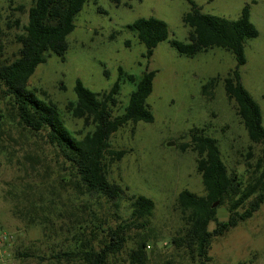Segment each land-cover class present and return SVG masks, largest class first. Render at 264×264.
I'll return each instance as SVG.
<instances>
[{"label":"rangeland","instance_id":"obj_1","mask_svg":"<svg viewBox=\"0 0 264 264\" xmlns=\"http://www.w3.org/2000/svg\"><path fill=\"white\" fill-rule=\"evenodd\" d=\"M193 1L201 12L227 19L238 18L242 7L249 6L250 20L258 35L245 41L246 61L239 66V72L242 85L261 109L264 126V0ZM32 2L0 0V28L7 59H13L20 46L16 37L23 33ZM189 10L187 0H87L75 15L74 29L66 37L64 59L50 53L45 62L36 66L28 88L56 105L60 119L76 138L93 129L66 110L67 103L76 98V79L93 92H103L117 80L119 67L137 77L145 70H156L152 92L147 98L153 120L128 123L110 135V147L126 153L107 168L110 182L126 188L128 195L151 198L155 207L146 227L140 228L139 222L129 217L126 198L110 201L98 194L79 193L70 165L46 143L42 134L27 139L13 126L4 125L11 135L6 134L4 142L15 156L0 165V225L15 235L12 252L29 248L32 253L18 260L19 264H79L50 259L51 254L65 249L72 241L75 221L81 222L88 234L95 231L98 239L103 237L101 227L128 225L125 246L111 257L114 264H128L129 249L142 237L149 244L145 248L147 264H193L170 241L183 227L176 209L178 193L187 189L197 195L204 194L201 177L195 169L196 155L189 146L190 131L206 129L217 140L228 170L241 174L259 157L260 146L249 141L236 115L234 101L224 92L223 78L236 66L233 54L215 47L187 57L171 45V40L187 41L189 27L182 22V15ZM148 17L161 19L168 27V38L153 49L149 59L143 56L144 44L134 31L126 28L135 19ZM213 77L220 80L209 89V95H213L210 98L202 87ZM134 88L129 81L121 83L117 103L112 107L113 115L123 112ZM0 107H3L1 100ZM168 142L173 145L168 146ZM26 150L36 158L25 160L22 154ZM18 158L25 163L27 172ZM30 165L37 169L32 176H28ZM40 179L48 183L42 190L52 191L57 207L64 212V216L58 219L57 215L46 228L24 224L12 214L11 204L2 197L3 191L13 189L27 193L32 182ZM217 216L219 220L227 218L225 206L218 208ZM213 227L214 223H210L209 229ZM208 254L207 264H264V203L249 219L213 238Z\"/></svg>","mask_w":264,"mask_h":264},{"label":"trees","instance_id":"obj_2","mask_svg":"<svg viewBox=\"0 0 264 264\" xmlns=\"http://www.w3.org/2000/svg\"><path fill=\"white\" fill-rule=\"evenodd\" d=\"M86 1L33 0L23 33L16 37L20 46L11 60L4 57L0 28V100L3 106L0 107V165L5 159L15 156L9 144L4 142V136L10 131L4 129V125L13 126L19 135L27 139L42 134L46 143L70 165L79 193L98 194L110 201L126 198L129 201V217L139 222L140 228L144 229L154 210V201L143 195H128L126 188L108 180L109 164L120 160L126 153L123 149L111 148L109 137L128 123L134 125L139 121L153 120L147 98L152 92L156 70H145L137 77L119 67L117 80L109 90L103 92H93L76 79V98L67 103L66 110L72 117L82 119L84 125L93 126L81 138H76L65 127L52 101L39 98L36 90L27 86L36 66L45 62L47 55L55 53L64 59L68 47L66 37L74 29V17ZM187 1L190 10L182 15V22L189 27L187 41L171 40V45L180 55L187 57L215 47L233 54L236 66L223 78L224 92L229 100L234 101L236 115L249 141L260 146V155L253 164L249 163L250 167L245 171L248 175L245 176V173L228 170L217 140L207 134L206 129L194 128L190 131L189 146L196 155L195 169L201 177L204 194L197 195L187 189L178 193L176 209L183 227L170 241L174 248L186 253L193 264H207L213 238L249 219L264 203L262 113L257 102L242 85L239 72V66L246 61L245 41L256 37L258 30L250 20L248 5L242 7L238 18L227 19L203 13L193 0ZM126 28L134 31L139 42L144 44L146 51L143 56L147 59L152 56L153 49L168 38L166 22L155 17L137 18ZM219 80V77L211 78L203 85V93L212 98L209 89H213ZM124 81L133 83L135 88L129 94L123 112L113 115L112 107L117 103V95ZM22 156L25 160L36 158L28 150ZM20 164L27 172L25 163L20 161ZM30 168L28 176L37 171L33 165ZM47 184L45 179H40L32 182L27 193L23 189H13L3 191L2 197L11 204L12 214L24 224L46 228L53 224L57 215L58 219L64 216L54 201L52 191H43ZM222 206L226 207L227 218L219 220L217 212ZM75 222L77 225L72 222V241L65 249L51 254L50 259L66 263L114 264L111 257L125 246L128 239L125 229L128 225L101 227L103 237L98 239L95 231L88 234L81 222ZM210 223H214L212 229H209ZM147 242L142 237L134 243L127 253L128 264H147ZM13 254L19 261L32 256L29 248H17Z\"/></svg>","mask_w":264,"mask_h":264},{"label":"built area","instance_id":"obj_3","mask_svg":"<svg viewBox=\"0 0 264 264\" xmlns=\"http://www.w3.org/2000/svg\"><path fill=\"white\" fill-rule=\"evenodd\" d=\"M14 241V233L0 225V264H19L12 252Z\"/></svg>","mask_w":264,"mask_h":264},{"label":"water","instance_id":"obj_4","mask_svg":"<svg viewBox=\"0 0 264 264\" xmlns=\"http://www.w3.org/2000/svg\"><path fill=\"white\" fill-rule=\"evenodd\" d=\"M167 145H168V146H171V145H173V142H168ZM216 203H217V202H216ZM216 203H215V204H216ZM215 204H214V205H215ZM214 205H213V206H214Z\"/></svg>","mask_w":264,"mask_h":264}]
</instances>
